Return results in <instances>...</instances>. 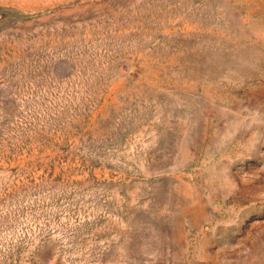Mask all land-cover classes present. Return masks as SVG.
<instances>
[{
  "label": "rangeland",
  "instance_id": "obj_1",
  "mask_svg": "<svg viewBox=\"0 0 264 264\" xmlns=\"http://www.w3.org/2000/svg\"><path fill=\"white\" fill-rule=\"evenodd\" d=\"M0 264H264V0H0Z\"/></svg>",
  "mask_w": 264,
  "mask_h": 264
}]
</instances>
